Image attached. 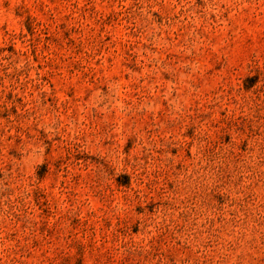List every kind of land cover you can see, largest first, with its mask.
I'll list each match as a JSON object with an SVG mask.
<instances>
[{"label": "rangeland", "instance_id": "obj_1", "mask_svg": "<svg viewBox=\"0 0 264 264\" xmlns=\"http://www.w3.org/2000/svg\"><path fill=\"white\" fill-rule=\"evenodd\" d=\"M0 264H264V0H0Z\"/></svg>", "mask_w": 264, "mask_h": 264}]
</instances>
